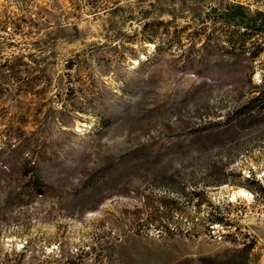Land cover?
<instances>
[{
  "label": "rangeland",
  "instance_id": "1",
  "mask_svg": "<svg viewBox=\"0 0 264 264\" xmlns=\"http://www.w3.org/2000/svg\"><path fill=\"white\" fill-rule=\"evenodd\" d=\"M263 74L264 0H0V264H264Z\"/></svg>",
  "mask_w": 264,
  "mask_h": 264
},
{
  "label": "trees",
  "instance_id": "2",
  "mask_svg": "<svg viewBox=\"0 0 264 264\" xmlns=\"http://www.w3.org/2000/svg\"><path fill=\"white\" fill-rule=\"evenodd\" d=\"M236 8H241V4H237L235 5L234 8V14L231 17H224L223 15H225L224 13L222 14V21H225V24L229 27L228 30H226L224 32V35L222 36L221 34H217L216 37V41H219V37L223 42L232 40V39H244V35L246 34V28L249 27H253L255 26L254 23H252L251 21L253 20L252 18H247V20L245 21H239L236 16L240 15V11H236ZM242 15V14H241ZM242 17V16H241ZM163 22L161 20H150V21H144L142 26L140 27V33H141V37L143 38V40H145V42H153L154 40L159 39V37L161 38V36L159 35V32L157 30V25L158 24H162ZM237 27V28H234ZM239 28H245L243 29L242 32H239L237 30H239ZM250 96L248 97L247 102L244 104V107H246L248 105V112H259V111H264V74L260 80L259 83H254L251 87L250 90ZM38 184L37 182H35L32 185V188L35 189V191H40L38 190ZM195 195H198V192L195 193Z\"/></svg>",
  "mask_w": 264,
  "mask_h": 264
},
{
  "label": "bare ground",
  "instance_id": "3",
  "mask_svg": "<svg viewBox=\"0 0 264 264\" xmlns=\"http://www.w3.org/2000/svg\"><path fill=\"white\" fill-rule=\"evenodd\" d=\"M142 55H143V54H142ZM143 57H144V56H143ZM236 194L242 195L243 197H244V196H246V197H247V196H248V197L250 196V195H249V192H246V190L241 189V188L238 189V190L236 191V193H233V194H232V198H234V197L236 196Z\"/></svg>",
  "mask_w": 264,
  "mask_h": 264
}]
</instances>
